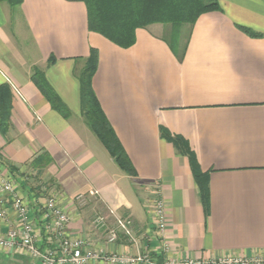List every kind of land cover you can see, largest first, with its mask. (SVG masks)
I'll return each mask as SVG.
<instances>
[{
	"label": "crops",
	"instance_id": "obj_1",
	"mask_svg": "<svg viewBox=\"0 0 264 264\" xmlns=\"http://www.w3.org/2000/svg\"><path fill=\"white\" fill-rule=\"evenodd\" d=\"M218 3L219 10L181 28L179 40L169 25L151 24L122 48L88 30L80 0L0 2V85L11 94L0 169L18 182L34 222L50 194L70 216L69 235L96 251L147 252L159 262L264 258V0ZM90 48L98 50L93 90L135 176L118 167L81 116L77 74ZM36 70L68 107V118L36 86ZM161 127L186 141L206 174L207 209L188 156L162 137ZM44 152L51 163L33 169ZM158 195L166 205V253L153 219ZM110 209L131 220L133 241L120 233L106 243V229L93 218L102 214L113 226ZM14 225L11 212L0 237ZM0 264L39 263L14 248L0 249Z\"/></svg>",
	"mask_w": 264,
	"mask_h": 264
},
{
	"label": "trees",
	"instance_id": "obj_2",
	"mask_svg": "<svg viewBox=\"0 0 264 264\" xmlns=\"http://www.w3.org/2000/svg\"><path fill=\"white\" fill-rule=\"evenodd\" d=\"M23 0H0L10 6H18ZM84 3L87 13V27L91 32L98 33L122 48H128L135 42V31L151 24L169 25L172 28V40L180 39V29L191 27L203 13L219 10L218 0H80ZM252 37L261 36L248 28L240 27ZM98 64V50L90 48L83 68L77 74L80 89V112L88 128L107 150L118 167L130 176L136 171L132 166L124 148L113 128L104 115L92 87V78ZM32 79L51 107L62 116L71 114L58 94L45 79L42 71L36 70ZM11 94L7 84L0 85V133L7 132L10 124ZM162 137L172 142L183 154L188 156L191 172L196 182L202 205L207 209L208 191L206 174L200 171L194 154L186 141L172 135L163 127ZM46 153L36 156L30 163L33 169H42L51 163Z\"/></svg>",
	"mask_w": 264,
	"mask_h": 264
},
{
	"label": "built area",
	"instance_id": "obj_3",
	"mask_svg": "<svg viewBox=\"0 0 264 264\" xmlns=\"http://www.w3.org/2000/svg\"><path fill=\"white\" fill-rule=\"evenodd\" d=\"M46 186L40 185V191L46 193ZM15 216V225L9 228L3 237H0V249H22L39 264H261L264 258L251 256L246 258H220L196 260L184 258L172 261H155L149 253L107 254L96 251L91 244L83 238H72L68 233L70 216L58 204L53 195L45 197L41 208L40 223L37 224L31 217L30 208L19 191L18 182L0 169V222L7 221L9 213ZM114 220L113 226H108L102 214H96L93 224L106 229V243L114 244L123 233L130 241L131 220L118 216L109 210ZM153 219L157 236L160 239L162 250L169 251V245L164 235L167 227L166 205L161 196L153 200ZM45 235V244L39 242Z\"/></svg>",
	"mask_w": 264,
	"mask_h": 264
},
{
	"label": "rangeland",
	"instance_id": "obj_4",
	"mask_svg": "<svg viewBox=\"0 0 264 264\" xmlns=\"http://www.w3.org/2000/svg\"><path fill=\"white\" fill-rule=\"evenodd\" d=\"M186 30V28L184 29V31Z\"/></svg>",
	"mask_w": 264,
	"mask_h": 264
}]
</instances>
